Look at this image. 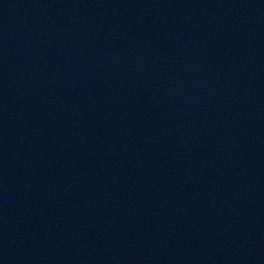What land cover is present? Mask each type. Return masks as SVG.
Listing matches in <instances>:
<instances>
[{"label":"water","instance_id":"water-1","mask_svg":"<svg viewBox=\"0 0 264 264\" xmlns=\"http://www.w3.org/2000/svg\"><path fill=\"white\" fill-rule=\"evenodd\" d=\"M0 264H264V0H0Z\"/></svg>","mask_w":264,"mask_h":264}]
</instances>
